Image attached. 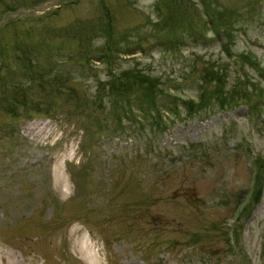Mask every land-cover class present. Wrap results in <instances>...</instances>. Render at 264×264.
<instances>
[{"label": "rangeland", "instance_id": "1", "mask_svg": "<svg viewBox=\"0 0 264 264\" xmlns=\"http://www.w3.org/2000/svg\"><path fill=\"white\" fill-rule=\"evenodd\" d=\"M204 1L0 0L3 245L86 264L80 228L101 264H264V0Z\"/></svg>", "mask_w": 264, "mask_h": 264}, {"label": "bare ground", "instance_id": "2", "mask_svg": "<svg viewBox=\"0 0 264 264\" xmlns=\"http://www.w3.org/2000/svg\"><path fill=\"white\" fill-rule=\"evenodd\" d=\"M37 127L38 125H31L29 127V132L34 133ZM37 132V135L39 134V136L44 134L42 128H39ZM60 174L61 176L59 177L60 180H58V182H61L60 184H63L64 186L66 185V189H64V187L62 189V194L65 198H67L68 195L66 194L68 193L67 190L69 187L68 184H66L65 175L61 173V170ZM60 184L58 183V185ZM52 233L53 234L51 236H54L55 232ZM64 236L67 242L75 249L77 255H79V257L84 260L86 264H101V257H99L98 250L94 247V244L89 241V239L81 234L80 228H74L71 232H67V236L63 233L62 237L64 238ZM0 264H37V260H35L34 257L28 258L24 253L22 256H18L14 250L7 248L0 242Z\"/></svg>", "mask_w": 264, "mask_h": 264}, {"label": "trees", "instance_id": "3", "mask_svg": "<svg viewBox=\"0 0 264 264\" xmlns=\"http://www.w3.org/2000/svg\"><path fill=\"white\" fill-rule=\"evenodd\" d=\"M177 1V0H176ZM190 1V0H189ZM202 1H204V0H202ZM208 1V0H207ZM214 1V0H213ZM213 1H210V2H208V4H206V0L204 1L205 2V6H206V8H209L210 7V5H211V2H213ZM214 17V15L213 14H210L209 15V18H211V20H213L214 22L216 21V18H213ZM169 18H171V19H169ZM178 18V19H177ZM177 18H176V16L175 15H173V14H171V15H169L168 17H166L165 19L167 20V22L166 23H168V22H170L171 24H170V31H171V33L172 34H185V30H182L185 26H184V24H182V23H184V22H181V19H180V13H178V15H177ZM215 19V20H214ZM171 20V21H170ZM191 26V22L189 23V24H186V29H187V27H188V29H189V27ZM192 27V26H191ZM192 28H190L189 30H191ZM183 31V32H180V31ZM176 39V38H175ZM169 41L170 42H175V41H177V40H170L169 39ZM23 53L24 54H28L27 52H25V49L23 50ZM24 59V58H23ZM27 62L29 63L30 62V60H28L27 59ZM30 64V63H29ZM44 75V74H43ZM42 75V76H43ZM26 78H27V80L28 81H31V80H33V79H31L29 76L27 77L26 76ZM5 81V80H4ZM143 81V80H142ZM5 82H7V81H5ZM14 88V87H13ZM145 92H144V94H146V95H153L152 93L153 92H156V90H155V88L152 86V85H150V87H148V86H145ZM13 93H17V91H16V88H14V91H13ZM150 93V94H149ZM256 103H251V105H252V108H251V110H253L254 111V107L256 106L255 105ZM27 108H29V109H31V114H33L34 112L35 113H44V112H47L48 110H49V108L48 107H43V105L41 104V102L40 101H38V102H36L35 104H34V106L32 107H27ZM42 110V111H41ZM50 112V111H49Z\"/></svg>", "mask_w": 264, "mask_h": 264}, {"label": "water", "instance_id": "4", "mask_svg": "<svg viewBox=\"0 0 264 264\" xmlns=\"http://www.w3.org/2000/svg\"><path fill=\"white\" fill-rule=\"evenodd\" d=\"M258 194H260V191H258Z\"/></svg>", "mask_w": 264, "mask_h": 264}]
</instances>
